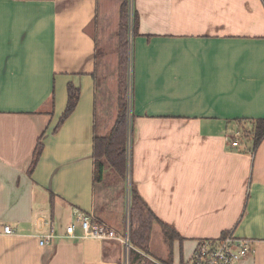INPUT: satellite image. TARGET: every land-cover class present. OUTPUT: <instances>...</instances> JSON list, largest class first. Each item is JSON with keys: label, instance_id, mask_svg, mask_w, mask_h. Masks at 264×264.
I'll return each mask as SVG.
<instances>
[{"label": "crops", "instance_id": "1", "mask_svg": "<svg viewBox=\"0 0 264 264\" xmlns=\"http://www.w3.org/2000/svg\"><path fill=\"white\" fill-rule=\"evenodd\" d=\"M123 2L0 0V264H122L115 241L66 229L76 210L114 230L123 222L113 172L97 182L93 158L95 135L118 117L101 112L98 75L118 67ZM134 9L132 181L181 237L168 243L155 222L168 248L158 257L151 244L146 256L184 264L200 240L234 233L253 247L239 264H264V140L254 150L242 138L247 121L264 118L263 0H134ZM70 83L79 103L53 133Z\"/></svg>", "mask_w": 264, "mask_h": 264}, {"label": "trees", "instance_id": "2", "mask_svg": "<svg viewBox=\"0 0 264 264\" xmlns=\"http://www.w3.org/2000/svg\"><path fill=\"white\" fill-rule=\"evenodd\" d=\"M264 2V0H263ZM137 16L134 13L133 36L136 35ZM129 35V3L123 2L120 10V21L117 36L119 39V68L121 70L120 78V97L119 113L114 126L104 136L95 135L93 144V158L95 162V180L102 181L106 166L114 171L120 178H124L127 173L126 143L128 136V114H127V44ZM81 97V91L72 83L68 85L67 106L55 126L53 133H57L65 121L75 111ZM250 124V136L253 141V149H257L264 140V118H258L247 121ZM133 131V124H132ZM246 131H249V129ZM244 130V133H246ZM245 136V135H244ZM44 134L39 138L35 147L29 173L32 175L44 152ZM161 224L164 239L172 243L175 239H181L179 234L170 226L160 222L156 214L149 208L147 203L137 192L135 187L131 192V214H130V239L133 245L131 251V264H141L149 253L151 241V232L154 222ZM166 264H171L169 261Z\"/></svg>", "mask_w": 264, "mask_h": 264}, {"label": "built area", "instance_id": "3", "mask_svg": "<svg viewBox=\"0 0 264 264\" xmlns=\"http://www.w3.org/2000/svg\"><path fill=\"white\" fill-rule=\"evenodd\" d=\"M232 145L238 146V142L234 141ZM130 207L127 209V224L122 234L95 220L91 214L76 210L74 212L75 222L66 229L67 236L76 238L75 230L78 226L82 230L83 238L115 241L122 245L125 251L124 264H131L133 245L130 239ZM4 232L6 234L14 233L13 229L9 226L4 228ZM54 232V229H51L49 234L40 236V244H50L54 238ZM251 253H253L251 240L238 238L234 233H229L226 236L214 240H200L191 258L184 264H239Z\"/></svg>", "mask_w": 264, "mask_h": 264}, {"label": "rangeland", "instance_id": "4", "mask_svg": "<svg viewBox=\"0 0 264 264\" xmlns=\"http://www.w3.org/2000/svg\"><path fill=\"white\" fill-rule=\"evenodd\" d=\"M126 0H124L125 2ZM129 3V35H128V44H127V95H126V103H127V114H128V136H127V143H126V156H127V173L124 178H120L114 171H112V175L110 176V183L111 186H116L119 190V193L117 195L118 199H122V203L124 205V210L122 212V225L120 228L115 229V231L119 234H122L126 227V219H127V209L131 206V192L134 188V184L132 181V173H131V149H132V122H133V113H132V105H133V19H134V0H127ZM118 38V37H117ZM117 44L119 45V39H117ZM118 48V47H117ZM117 49L118 54V67L114 70L112 73V76L106 74L105 78L103 77L102 73L98 75L99 80H104L106 83V90L105 87L102 89V86H100V93H101V104L103 106V109H101V112L105 115V118H111L113 117L114 113H119V91H120V78H121V70L119 68V53ZM108 76V79H107ZM105 90V91H104ZM104 92V93H102ZM105 97H108V100L105 101ZM247 128H244L249 131H246L244 133L245 136H242L243 139L251 138L249 132H250V124H246ZM243 130V131H244ZM129 206V207H128ZM131 208V207H130ZM131 214V209H130ZM155 223V222H154ZM117 243V242H116ZM119 244V243H118ZM152 244V248L155 249V254L158 257H161L164 255L165 249L163 242L162 235L160 233V230L158 229H152L151 232V241L150 245ZM120 245V244H119ZM122 248V264L125 262V251L123 249V246L120 245ZM166 246V245H165ZM167 247V246H166ZM168 248V247H167ZM167 250V249H166ZM147 255V254H146ZM143 258L147 263L144 264H163L160 261V258H156L159 261L153 260L152 258L146 256ZM132 263V262H131ZM135 264V263H133ZM143 264V261L142 263Z\"/></svg>", "mask_w": 264, "mask_h": 264}]
</instances>
